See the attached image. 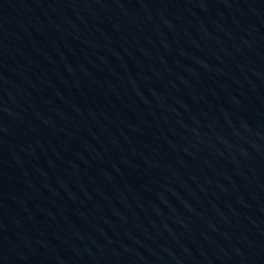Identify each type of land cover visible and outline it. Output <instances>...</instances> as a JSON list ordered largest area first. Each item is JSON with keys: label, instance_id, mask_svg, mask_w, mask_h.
I'll list each match as a JSON object with an SVG mask.
<instances>
[{"label": "water", "instance_id": "obj_1", "mask_svg": "<svg viewBox=\"0 0 264 264\" xmlns=\"http://www.w3.org/2000/svg\"><path fill=\"white\" fill-rule=\"evenodd\" d=\"M0 264H264V0H0Z\"/></svg>", "mask_w": 264, "mask_h": 264}]
</instances>
